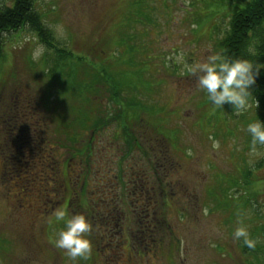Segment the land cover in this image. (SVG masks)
<instances>
[{
  "label": "rangeland",
  "instance_id": "rangeland-1",
  "mask_svg": "<svg viewBox=\"0 0 264 264\" xmlns=\"http://www.w3.org/2000/svg\"><path fill=\"white\" fill-rule=\"evenodd\" d=\"M10 4L0 0V7ZM234 5L228 0H35L55 42L71 57L56 68L43 63L48 51L27 28L4 38L0 264H264V146L253 151L245 130L256 120L254 105L250 101L239 115L229 104L214 108L197 76L184 67L220 55ZM37 50L42 54L34 58ZM17 96L23 110L31 102L33 117L13 112ZM42 121L47 141L33 151L31 176L17 174L24 165L11 167L13 124L31 128ZM63 128L85 143L93 135L89 159L75 169L78 176L84 171L88 189L79 197L82 179L73 184L76 197L68 209L90 221L92 250L74 261L55 247L64 225L50 224L49 217L58 206L44 215L39 210L45 185L38 161L51 146L59 148L56 162L62 163L73 147ZM136 136L148 139L135 144ZM209 137L219 141L218 149ZM152 140L167 148L169 158H154L148 151ZM139 170L144 187L154 190L155 214L149 218L145 205L152 196L142 201L132 187ZM99 189H109L111 199L104 202ZM57 198L62 205L67 196ZM241 225L254 248L243 238L233 239Z\"/></svg>",
  "mask_w": 264,
  "mask_h": 264
},
{
  "label": "trees",
  "instance_id": "trees-1",
  "mask_svg": "<svg viewBox=\"0 0 264 264\" xmlns=\"http://www.w3.org/2000/svg\"><path fill=\"white\" fill-rule=\"evenodd\" d=\"M34 2L35 0H11L10 6L0 7V54L2 52L4 38H8L12 34L16 35L24 28H27L34 33L38 41L45 47L46 51H48L47 55H49L50 58H53L50 59L45 57L42 62L51 64L53 68H56L61 65L63 61L71 57V54L55 42L51 30L43 22L40 13L34 8ZM228 2L235 5L234 7L229 6L228 30L219 42L220 55L229 59H246L251 61L254 65H264V0H228ZM251 91L254 98L251 101L254 105L256 119L258 118L260 121L264 122V68L261 69L256 84L252 86ZM14 101L13 104H16L13 112L17 116L22 113L29 118L33 117L32 113L35 111H33L31 102H29L28 107L24 106L23 110L22 108L17 107V102H22V97L17 96ZM45 125L44 121H42L39 126L33 125L31 128L26 127V125H24L25 127H20V122L18 126L17 123L13 124L15 140L11 145V167L16 166L17 164L24 165L22 166L24 169L21 171L17 170V174L24 173L27 176H31L27 172V166L31 167V162L33 161H35L34 164H36L35 153L33 151L37 145L40 146L41 143L43 144L47 141L45 138V131L43 130V126ZM49 126L52 128L51 125ZM89 128L92 133L95 131L91 126ZM67 131V129L63 128V134L67 137L68 143L70 142L73 145L70 149H66V152L70 155L69 158L62 161V163L56 162L57 157L59 156L57 151L59 148L57 147L58 149H56L47 146L50 151L47 154L44 153L40 160L38 159L40 166V173L38 175L44 177L41 187L43 184L45 185V190L42 189L40 192V195L42 196V204L39 205V210L42 211L43 215L45 213H50L52 209H54L53 207L57 206L63 207L68 211L74 203L72 202L71 197H76L71 188L73 187V184H76L81 179L82 188L79 197H83L82 194L88 189L84 171L78 176L75 169H78L77 164L81 165L85 163L83 161L84 159L85 161L89 159L90 154L88 153L89 148H91V144L93 143V135H91L90 140L85 143L80 136L76 137L72 132ZM71 136L74 137L72 138ZM146 139L148 138H140L136 136V140L133 138L131 142L136 144L137 140L138 142H145ZM151 144H157V146H152ZM148 146V151L152 152L154 158H161V161L169 158L167 148L162 146L161 143L159 144L155 142V140H152ZM60 148H64V145L62 144ZM60 164L62 165V170L58 172L57 169L60 167ZM5 166L10 168V165ZM56 166L58 168H56ZM161 167L164 170L166 169L162 165ZM15 168L16 167H14V169ZM131 169L133 168L131 167ZM144 177V171L139 170L135 172V180H133V183L138 184V186L141 184L144 187L146 184H144ZM147 180L148 179L146 178V181ZM32 184L34 185L33 181ZM24 190L25 192H28L25 188ZM59 193L61 196H67V199H65L62 204L63 206L59 205V203H62V199L59 201L57 198ZM97 194L105 195L107 197L104 199V202L111 199V192L109 189H99ZM145 197L146 196L144 195V198ZM150 205H152V203H150ZM82 209H84V207H79L78 211H83ZM74 214L76 213H73V215ZM160 241L161 239H159L156 244H159ZM98 248L95 249L98 250Z\"/></svg>",
  "mask_w": 264,
  "mask_h": 264
},
{
  "label": "clouds",
  "instance_id": "clouds-1",
  "mask_svg": "<svg viewBox=\"0 0 264 264\" xmlns=\"http://www.w3.org/2000/svg\"><path fill=\"white\" fill-rule=\"evenodd\" d=\"M195 27V26H194ZM41 51L34 53V58L41 55ZM182 62V57H178ZM186 71L197 76V86L207 94V99L214 108L222 109L225 104L232 106L239 115L251 107L252 86L256 84L260 71L264 65H254L246 59H229L221 55H210L200 63L184 64ZM257 106V105H256ZM246 132L251 137L252 150L258 145L264 146V122L258 118L246 125ZM212 140L213 149L220 147L219 141ZM207 214V210H204ZM63 222L54 241L55 247L65 251L71 260L78 257L86 258L92 250L91 241L87 233L91 231V223L83 214H70L67 209L59 207L49 217V223ZM233 239L243 238V244L249 248L255 247V241L249 238L248 230L244 226L237 227L233 232Z\"/></svg>",
  "mask_w": 264,
  "mask_h": 264
},
{
  "label": "flooded vegetation",
  "instance_id": "flooded-vegetation-1",
  "mask_svg": "<svg viewBox=\"0 0 264 264\" xmlns=\"http://www.w3.org/2000/svg\"><path fill=\"white\" fill-rule=\"evenodd\" d=\"M132 180H135V178L132 177ZM132 187H133V190L134 191L135 190L138 191V193L136 195H138V196L141 195L140 197L142 198V201L144 199V195L146 197H149L150 195L152 196L153 195V192H154L153 188H151V189L144 188L141 184L139 186H138V184H132ZM155 202L156 201L153 199V196H152L151 199H148V198L146 199V203L147 204L145 205V207H150V209H147L146 212H145L146 213V218H149V217H151L152 215L155 214V208H156V203ZM148 203L149 204L152 203V205H149ZM153 241H156V240H153Z\"/></svg>",
  "mask_w": 264,
  "mask_h": 264
}]
</instances>
